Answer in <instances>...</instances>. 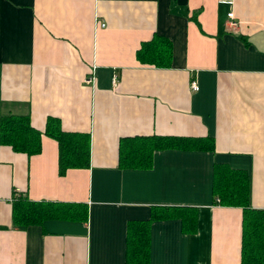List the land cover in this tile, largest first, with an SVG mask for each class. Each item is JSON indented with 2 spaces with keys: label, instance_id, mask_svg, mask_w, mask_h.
<instances>
[{
  "label": "crops",
  "instance_id": "1",
  "mask_svg": "<svg viewBox=\"0 0 264 264\" xmlns=\"http://www.w3.org/2000/svg\"><path fill=\"white\" fill-rule=\"evenodd\" d=\"M153 37L169 43L168 68L136 61ZM10 115L41 134L50 118L88 135L89 165L59 176L43 135L30 157L0 146V264H125L127 225L158 208L195 209L196 231L151 221L148 264H240L241 210L215 202L211 173L245 172L249 205L264 210V0H0V117ZM152 136L209 139L212 151L118 168L120 139ZM16 195L85 205L86 221L13 229Z\"/></svg>",
  "mask_w": 264,
  "mask_h": 264
},
{
  "label": "trees",
  "instance_id": "2",
  "mask_svg": "<svg viewBox=\"0 0 264 264\" xmlns=\"http://www.w3.org/2000/svg\"><path fill=\"white\" fill-rule=\"evenodd\" d=\"M141 65L168 68L171 58L169 43L153 37L141 45L135 53ZM56 142L58 149V175L69 169H86L89 165V136L64 133L58 121L47 119L43 133L34 130L28 117H0V146L27 157L40 152L41 136ZM212 151L209 139H185L173 137H134L118 142V168L121 170H145L151 165L152 155L162 150ZM211 193L221 207L241 210L240 264H264V210L249 205V182L245 172L233 171L222 164H215L211 173ZM87 209L82 204L34 202L27 197L13 196L11 201V226L23 230L41 226L44 222H85ZM175 219L183 234L196 231V210L193 208L153 209L146 222L130 223L126 229L125 264H148L149 223Z\"/></svg>",
  "mask_w": 264,
  "mask_h": 264
},
{
  "label": "built area",
  "instance_id": "3",
  "mask_svg": "<svg viewBox=\"0 0 264 264\" xmlns=\"http://www.w3.org/2000/svg\"><path fill=\"white\" fill-rule=\"evenodd\" d=\"M227 19H229V21L227 22V27L229 29H234L237 24L233 21V15L232 13H227L226 15ZM96 26H99L101 28L104 27V24H96ZM93 80L92 78V73H89L88 77L85 79V83L88 84L89 82H91ZM113 83H114V79H113ZM189 89L192 91V92H195L198 90V87H197V84L194 82V81H190L189 83ZM215 202L217 203V200H215Z\"/></svg>",
  "mask_w": 264,
  "mask_h": 264
}]
</instances>
